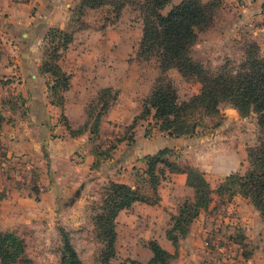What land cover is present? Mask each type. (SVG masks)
<instances>
[{
  "label": "rangeland",
  "instance_id": "obj_1",
  "mask_svg": "<svg viewBox=\"0 0 264 264\" xmlns=\"http://www.w3.org/2000/svg\"><path fill=\"white\" fill-rule=\"evenodd\" d=\"M55 1L48 3L55 6ZM108 1L112 2L90 8L82 0H62L55 10L57 20L65 27L50 26L47 22L37 27L44 35L40 50L34 54L40 59L53 61L60 55L67 73L79 69L80 61L88 68L100 63L106 66L109 79L120 80L109 86L111 90L104 92L102 101L98 95L89 96L82 115L79 110L71 113V117L63 109L53 110V117L59 115L57 119L63 125L73 123L77 131L83 132L91 129V123L97 122L100 114H105L103 101L111 108L108 118L114 112V118L106 119L104 128L93 130L90 144L97 156L92 164L95 172L75 188L54 191L55 200H43L45 191L40 189L35 159L7 156L6 143L0 139V232H12L26 243V253L17 264H61L64 245L61 229L69 233L85 264H149L153 255L149 245L153 240L173 249L167 237L172 216L178 214L185 201L193 200L195 193L180 174L162 164L158 166L159 173L161 169L164 171L158 187L159 204L136 202L121 211L117 219L116 255L108 261L104 256L106 242L97 227L111 182L127 183L142 195L155 197L146 173V155L166 147L170 148L165 156L169 161L181 168H199L215 190L209 208L201 211L188 236L180 240L179 247H186V256L176 264H248L247 259L253 256L256 264H264V220L248 199L236 193L237 189L231 193L233 190L225 182L228 175L244 174L249 167V149L260 143L262 135L258 115L243 116L230 103H223L216 116L194 119L198 123L194 135L180 138L162 131L160 120L154 119L153 113L142 116L144 100L159 77L176 87L180 101L199 94L202 84L195 78L184 77L175 68L162 71L156 57L145 59L140 55L144 27L141 4L145 0H132L120 14L119 3ZM183 1L171 0L162 13L167 14ZM200 1L216 3L217 7L211 25L198 32V41L192 48L196 62L211 74H218L239 70L253 46H258L260 55H264V0ZM26 2L28 27L33 30L41 9L38 1ZM0 7L6 13L5 0H0ZM44 14L49 15L50 11ZM55 27L67 31L63 33L69 34L71 43L68 36L59 32L53 36L51 30ZM17 97L11 90L3 93L0 88V124H14L18 119L30 117L29 108L21 99L15 100ZM59 100L57 95L49 96L50 102ZM98 172L106 179L96 180Z\"/></svg>",
  "mask_w": 264,
  "mask_h": 264
},
{
  "label": "trees",
  "instance_id": "obj_2",
  "mask_svg": "<svg viewBox=\"0 0 264 264\" xmlns=\"http://www.w3.org/2000/svg\"><path fill=\"white\" fill-rule=\"evenodd\" d=\"M116 1L119 3L117 11L120 14L121 10L132 0ZM110 2L108 0H82V4L90 8H99ZM170 2L171 0L142 2L144 27L139 48L140 55L145 59L156 57L162 71L175 68L184 77L197 79L202 84V89L190 100L180 101L176 87L170 81L159 77L151 94L144 100L146 107L141 115L153 113L154 119L160 120L162 131H167L173 138H180L194 135L198 127L194 119L203 115L216 116L220 113L223 103H230L243 116L256 113L262 132L260 143L249 149V167L246 172L228 175L225 182L233 190L231 193L237 189L236 193L248 199L259 210L264 220V55H260L258 46H253L239 70L211 74L202 64L193 59L192 48L198 41V32L208 28L213 22L217 4H204L200 0H185L173 7L167 14L162 13ZM51 31L53 36L58 32L65 36L69 35L65 34L67 31L58 27ZM67 41L71 43L70 37ZM54 49L57 50V48ZM59 58L60 55H56L53 61L43 60L41 72L51 74L54 78V84L50 87L52 95L62 97V92L70 86V75L63 70ZM110 90L111 87L101 89L98 93L99 101H102L101 97L106 95L104 92L107 93ZM119 94L118 91L115 103L119 99ZM103 102L104 115H106L111 108L109 109L107 101ZM90 116L89 113L88 119ZM103 116L100 114L97 122L91 123L92 135L95 127L97 130L101 127ZM86 123L90 125V122ZM73 132L80 134L83 131ZM169 151L170 148L166 147L156 154L146 155L148 162L146 173L151 178L154 198L144 196L138 189L122 182H111L107 189L103 211L97 218L99 235L106 242L104 256L107 261L116 255L117 219L121 211L130 209L136 202L159 204L161 197L158 187L164 178L162 174L164 171L161 169L160 173L158 172L160 164L168 167L173 173L186 174V185L194 190L195 197L193 200L185 201L178 214L172 216V225L167 230V237L172 241L175 252L168 251L159 241L153 240L149 245L153 254L149 264H171L177 259L180 255V240L188 236L190 226L199 217L201 211L209 208L215 190L205 173L197 167L181 168L172 163L165 157ZM61 232L64 239L61 264H85L73 246L69 233L63 229ZM25 253L26 243L23 239L12 232H0V264H17Z\"/></svg>",
  "mask_w": 264,
  "mask_h": 264
},
{
  "label": "crops",
  "instance_id": "obj_3",
  "mask_svg": "<svg viewBox=\"0 0 264 264\" xmlns=\"http://www.w3.org/2000/svg\"><path fill=\"white\" fill-rule=\"evenodd\" d=\"M26 1L5 0L6 13H2L4 10L0 7V88L3 93L9 89L14 96H19L15 100L21 99L25 103V107L29 108L27 113L30 117L18 119L14 124L1 123L0 139L6 143L7 156L35 159L40 173L41 186L40 183L39 186L41 191H45L43 200H55L54 191L75 188L95 172L96 169L92 168V164L97 156L90 144L92 142L90 129L75 134L73 123L63 125L57 119L59 115L53 117V110L63 109L69 117L71 113L79 110L82 115L86 111L89 96L98 95L101 89L117 84L120 79L116 77L109 79L106 66L102 67L100 63L88 68L80 61L77 67L79 69L68 70L70 86L62 92V97L58 96L60 102H50L49 96L52 95L50 87L54 84V78L49 73L41 72L43 59L34 55L35 51L40 50L44 39L43 32H39L37 27L45 22L50 26L65 27L59 23L56 14L62 0H56L55 6L53 2L48 3L50 0H35V3L39 2L38 7L41 11L39 10L33 30L28 27ZM45 11H50V14L45 15ZM63 70L67 72L65 68ZM49 81L51 82L47 83ZM109 113L103 120L101 129L104 128L106 119L114 118V112L108 118ZM97 174L96 180L106 179L102 173ZM178 174L186 184V174ZM166 249L175 252L174 247ZM185 249V246H181L179 258L173 260L171 264L185 259ZM247 260L248 264H256L254 256Z\"/></svg>",
  "mask_w": 264,
  "mask_h": 264
}]
</instances>
